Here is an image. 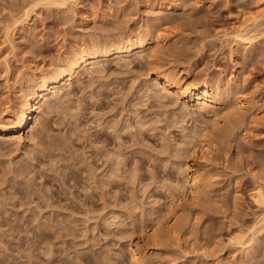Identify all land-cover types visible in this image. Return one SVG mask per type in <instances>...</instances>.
I'll return each mask as SVG.
<instances>
[{
  "label": "rangeland",
  "instance_id": "obj_1",
  "mask_svg": "<svg viewBox=\"0 0 264 264\" xmlns=\"http://www.w3.org/2000/svg\"><path fill=\"white\" fill-rule=\"evenodd\" d=\"M50 1L0 0V125L4 108L24 109L36 71L56 75L76 51L103 56L39 103L23 139L0 134V264H135V245L144 264H264V199L253 197L264 190V18L246 46L223 36L264 0ZM34 3L31 23L6 36ZM137 35L154 52L111 53ZM163 72L210 83L219 112L160 91ZM192 166L203 185L178 204Z\"/></svg>",
  "mask_w": 264,
  "mask_h": 264
},
{
  "label": "bare ground",
  "instance_id": "obj_2",
  "mask_svg": "<svg viewBox=\"0 0 264 264\" xmlns=\"http://www.w3.org/2000/svg\"><path fill=\"white\" fill-rule=\"evenodd\" d=\"M69 1L72 2L73 0H59L61 5ZM31 6L24 7V10H22L23 11L22 14L13 17L11 24L10 25L8 24V26L6 27L5 30L6 36H8L10 33L12 34L11 31L14 32L15 29L20 28L19 27L20 25H24L23 22L25 24L31 23L30 21L32 17L30 16L31 13L34 11L33 6L35 7V3L34 5L32 4ZM262 18H264V8L253 16L248 15L246 18H243L244 21L241 24H239V27L237 26V28L234 31L224 32L223 36L226 39L224 41L231 40L232 43L234 42V45L241 44L243 46H246L247 44L251 43L254 38L253 36L248 34V29L252 25L255 24L257 25L258 22H261ZM133 39H134L133 41L127 39L124 40L123 42H118V41L115 42L114 44H112L113 47L110 48L111 53L116 56H119V58L122 57L126 58L127 56L132 55L135 52L136 48L137 51L139 50L143 52L148 48L149 50L151 49V51H153V48L155 47L151 44L152 39L148 35L145 36L137 35ZM97 47L98 49L101 48L103 51L106 49L105 48L106 46H103L101 44L98 45ZM97 52H93V51L74 52L67 66L66 67L64 66V68L58 71L59 73L56 75H45L38 73L36 71L31 76V78L26 83H24L25 87L27 86V89L25 90L21 98L24 109L16 112L7 110L6 109L7 107L3 109L2 117L7 122L1 123L2 126L0 125V134H5V135L15 134L18 136V139H23L24 130L30 127L33 121L32 115L35 113V111L38 108L41 107V104L39 106V103L42 100H45V102L46 99L50 100V97L53 94L58 93L59 91L61 92V89L73 85L75 81H78L80 78H82L83 76L82 74H84V72L87 71V69H91V68L93 69L95 66L97 68V65L100 64L97 63L98 59L101 56H103L102 51L98 50ZM173 75L174 74L172 72H163L156 75V80L160 91L179 93L181 96L187 95L189 97L188 102L190 103L191 106L203 111L213 110V111H217V113L219 112L217 108L221 106L222 100H220V98L217 97L216 95L217 93L215 94L213 90V86L210 83L205 82L201 86H190V85L188 86V84H184V82H182L181 80H177L176 78H174ZM184 79H186V77H184ZM13 89L16 92L17 86L14 87L13 85ZM236 104H239L240 107H250L252 110L256 111V109H254L253 104L249 101L238 100ZM204 141L201 144L200 158L207 160L209 155V151H208L209 145ZM191 168L192 169L189 172H187L186 175L190 195L189 197L184 196L185 198L179 197V199L177 197L176 200L178 201V204H180L181 202L184 203V201H187L188 204L193 203L195 201V198L197 199V196L199 194L198 193L199 189L203 185L204 178L202 176V172L200 171V169L194 166H192ZM253 194H254L253 195L254 199L259 201L258 203H260L261 200L264 199V190L261 187H257L256 189H254ZM262 218L264 219V217ZM159 233L155 229H150L146 234V236L149 240L156 241L159 237ZM238 238H240V236ZM242 238L243 236H241V240L232 239L233 243L246 245L247 243L245 242L244 239L242 240ZM146 254L147 251L144 248L135 245L133 247V256H134L135 264H144V262L146 261L145 259Z\"/></svg>",
  "mask_w": 264,
  "mask_h": 264
}]
</instances>
